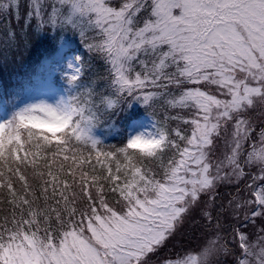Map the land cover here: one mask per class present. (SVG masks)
I'll list each match as a JSON object with an SVG mask.
<instances>
[{
  "label": "snow or ice",
  "instance_id": "1",
  "mask_svg": "<svg viewBox=\"0 0 264 264\" xmlns=\"http://www.w3.org/2000/svg\"><path fill=\"white\" fill-rule=\"evenodd\" d=\"M23 2L0 61L83 51L55 102L0 97V264H264V0ZM132 100L150 131L91 134Z\"/></svg>",
  "mask_w": 264,
  "mask_h": 264
},
{
  "label": "trees",
  "instance_id": "2",
  "mask_svg": "<svg viewBox=\"0 0 264 264\" xmlns=\"http://www.w3.org/2000/svg\"><path fill=\"white\" fill-rule=\"evenodd\" d=\"M26 11L23 0L20 3L21 24H23V13ZM11 5L7 8V11L0 10V25L3 24L5 17L10 18L12 16ZM13 27H16L15 21H13ZM60 44V47H59ZM79 39L73 36L71 33H51L43 32L37 36L31 43L29 48L20 49L13 52L11 58L7 62L0 61V96L10 88V85L16 82H22L23 78L37 71L40 64L49 59L51 62H58L59 58L57 51L62 53V58L65 57L68 52H82V48H78ZM63 49V51H62ZM141 106H135L127 109V113L131 116L138 115ZM2 119H6L7 115L0 113ZM109 116V115H107ZM107 116L103 121H107ZM100 139L104 145L119 144L121 141L120 136Z\"/></svg>",
  "mask_w": 264,
  "mask_h": 264
},
{
  "label": "rangeland",
  "instance_id": "3",
  "mask_svg": "<svg viewBox=\"0 0 264 264\" xmlns=\"http://www.w3.org/2000/svg\"><path fill=\"white\" fill-rule=\"evenodd\" d=\"M3 2L4 0H0V10L3 8ZM3 10L5 9L3 8ZM5 11H7V9ZM56 53L59 58L57 63L54 61L51 62L49 59L45 60L38 67L34 75L35 77L30 83L16 86V88L19 89H27V91L23 92L21 95V99L24 103L35 102L40 99L47 100L48 102H55L61 96L67 94L66 89L68 88V84L66 81V74L71 72L69 65L73 63V58L77 56V54L69 52L68 55L62 58V53L60 51ZM127 106L128 105H126V107ZM107 118V121H103L100 125L91 130V134L99 140L105 137H114V134L120 131L118 129L119 125H122L125 136L129 132L150 131L152 126V118L146 110L134 118L124 117L116 119V122L113 120V117L107 116Z\"/></svg>",
  "mask_w": 264,
  "mask_h": 264
}]
</instances>
